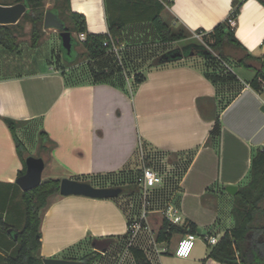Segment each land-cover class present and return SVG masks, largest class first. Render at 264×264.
<instances>
[{
  "label": "crops",
  "instance_id": "0c3cea01",
  "mask_svg": "<svg viewBox=\"0 0 264 264\" xmlns=\"http://www.w3.org/2000/svg\"><path fill=\"white\" fill-rule=\"evenodd\" d=\"M158 1L162 2L70 0L72 11L85 16L90 34L111 36V25L124 23L120 45L107 54L109 61L86 58L94 63L86 75H81L78 59L67 65L60 56L55 59V52L44 53L41 43L34 48L21 38L14 52L0 46V189L13 193L24 168L4 118L21 123L17 135L29 158L44 162L42 181L68 178L96 183L141 168L137 155L143 161L144 150L150 156L188 157L170 194L162 182L151 189L145 207L142 193L141 215L144 210L147 214L140 246L135 245L136 236L123 243L135 214L120 197L95 200L58 194L50 198L41 223L43 259L73 261L70 251L85 241L114 238L96 264H135L130 246L144 250L152 264H222L209 258L215 245H208L204 237L220 240L234 227L235 196L226 188L236 186L239 191L248 183L252 158L264 147V88L255 91L250 85L255 70L238 62L248 55L264 56V0H165L170 5L160 14L171 28L192 34L182 42L206 45L204 35L236 11L233 30L242 48L229 49L227 60L235 62L238 73L232 67L219 72L216 62L200 56L169 60L178 42L164 43L155 30L152 19ZM198 33L203 34L201 39L196 38ZM79 37L84 41L86 35ZM122 59L126 65L118 63ZM249 64L259 67L253 61ZM103 72L110 77L95 78ZM229 73L237 80L214 84L210 78ZM138 75L145 77L140 84ZM218 119L219 141L208 145ZM41 133L47 139L46 152L41 149ZM39 148L40 154L34 156ZM171 165L177 167L175 160ZM145 167L150 164L139 170ZM168 211L179 221H169ZM164 220L197 226L190 257L175 255L185 236L156 242ZM91 243L86 253L94 250Z\"/></svg>",
  "mask_w": 264,
  "mask_h": 264
},
{
  "label": "trees",
  "instance_id": "16d2710c",
  "mask_svg": "<svg viewBox=\"0 0 264 264\" xmlns=\"http://www.w3.org/2000/svg\"><path fill=\"white\" fill-rule=\"evenodd\" d=\"M47 0H17V3H25L27 12L16 25L0 26V46L9 51H17L21 38L29 37L32 47L40 45L45 36L43 28L44 17L46 13ZM159 10L153 17L152 23L157 34L164 43L182 42L192 37V34L184 28L174 29L161 17V12L165 10L170 2L162 0L157 2ZM58 14L64 22L66 30L72 34H85L84 41H79L84 48L80 55L72 51L65 60L67 65L74 63L78 58H88L94 61L108 62L106 59L108 52L114 47L120 45L121 31L124 23L111 25V36L94 35L88 33L86 18L82 14L72 11L70 0H54V6L51 9ZM31 25L30 31L25 32V26ZM206 45L192 44L191 51L194 56H203L208 60L215 57L220 61L228 59V50L242 48L234 35L233 28L229 25L228 20L220 23L210 34H205L203 38ZM76 39L74 38V44ZM181 54L180 57L174 58L173 55ZM190 55V56H191ZM216 55V56H215ZM184 57L182 52L177 51L168 56L169 60H176ZM108 60V61H107ZM256 62L259 67H252L249 62ZM215 62V61H214ZM240 65L254 69L256 76L250 83L251 87L259 92L264 88V56L252 57L248 55L238 60ZM115 64V62L113 61ZM111 74L105 72L95 74V78L102 80L110 77ZM212 82L230 83L236 81V77L229 73L225 76L213 75L210 77ZM136 83L143 82L145 77L142 75L135 76ZM3 121L9 128L16 145L17 153L24 165L19 177L26 173V161L29 158L28 151L23 142L18 138L17 129L20 122L4 118ZM45 134H40L41 149L46 152ZM221 135V126L219 119L208 140V145H214L219 141ZM88 182L85 180H77ZM61 180L48 179L28 192H23L17 184H14V192L10 193L0 189V264H44L41 251V223L43 212L49 205L50 198L58 195L60 191ZM130 189L134 194L139 191V185L131 182L123 185ZM232 215L235 225L220 238L219 242L211 250L209 258L222 264H264V147L256 152L251 161L249 172V181L246 185L239 188L234 198ZM132 225L131 221L128 222ZM197 226L188 222L186 225H172L169 221L164 220L156 236V242H169L174 235L196 234ZM130 233V232H129ZM128 233V234H129ZM126 235L123 239H127ZM109 238L103 248L108 247L114 241ZM103 242V240H99ZM94 240L93 242H99ZM92 242V243H93ZM100 246V244H98ZM135 264H152L144 250L136 246L128 248ZM103 254L99 250H92L79 258H74L80 264H96Z\"/></svg>",
  "mask_w": 264,
  "mask_h": 264
},
{
  "label": "rangeland",
  "instance_id": "374dc122",
  "mask_svg": "<svg viewBox=\"0 0 264 264\" xmlns=\"http://www.w3.org/2000/svg\"><path fill=\"white\" fill-rule=\"evenodd\" d=\"M17 0H0V5H15ZM54 6V0H47L46 1V11L51 10ZM31 28L30 24H27L25 26V32H29ZM73 37L76 39L75 44H74V48H73V53L75 55V53L78 54H82L84 52V48L81 46V44L79 45V41H81L80 37L77 34L73 33ZM22 43L25 41H29V37H23L22 38ZM199 44V41H195V42H178L177 44H175V46L173 47V51L170 53V55L174 54L177 51L182 52V54L184 55V58L186 59H190L192 58L190 55L192 54L191 51V45L192 44ZM44 53L47 52L49 54V56L51 55V53L55 52V59L57 60L58 57L60 56L61 59L63 61L67 60L68 58V54L66 52V50L63 48L62 46V42L59 36V32L56 30H45V36L41 41ZM43 53V52H42ZM200 57H203L201 55H199ZM216 56V55H215ZM119 64H121L122 62H124L123 65H126L125 60H117ZM214 61L217 63L214 64L217 66V69H219L218 71L221 72L220 70H227L230 71L228 67H232V69L238 73V68L234 65V61H229V60H224L225 63H223V61H220L219 58L215 57ZM77 63L81 66V75L87 73H90V69L92 68V65H94V63H90L88 60H86V58L80 57L77 60ZM114 64V63H112ZM96 66V65H95ZM125 67V66H124ZM212 73H214L213 70H210ZM33 150V149H32ZM33 152V151H32ZM154 153V152H153ZM34 156H38L40 154V148L34 150V152L32 153ZM144 160L141 161V154L137 155V161H139V166L142 168L143 165L147 166L148 164H150V168H152L153 170H155L156 172H158L160 178L162 179L163 182V186L166 189V191H168V193L170 194L171 190H173L174 188L172 186H176V184L178 183L181 175H182V170L181 167L183 164H186V162L188 161V157H183V158H170L167 155H162V154H155L150 156L149 152H147L146 150H144ZM175 160V163L177 164V167L174 168L173 165H171V161ZM181 165V166H180ZM139 168V169H141ZM128 170V171H124L121 172L120 174H115V175H109L106 177H102L100 180H98L95 183V179H82V180H89L88 182H90L93 185H127L130 184L131 182L136 183L138 177L141 174V170ZM161 188V189H162ZM163 188V189H164ZM57 196V195H55ZM54 197V196H53ZM51 197V199L53 198ZM122 197V198H121ZM121 199V203H123L124 201V205L130 207L133 211V213L135 214V218L132 217L133 219L131 220L132 225L139 222V218L140 215L142 213V193L139 189V191L137 193H134L133 195H131L130 193V189L125 187L124 188V192L123 194L120 196ZM122 207L124 208L125 206L122 205ZM163 208V207H161ZM130 209V210H131ZM142 229H143V225L140 229V231L136 234V242L135 245L140 246L142 244ZM134 237V233L131 232L130 230V235L127 238L126 242H123L124 244L128 243V239H133ZM99 241V240H98ZM106 240H104L103 242L99 241L98 243L100 244V247H104L106 244H108L107 242H105ZM90 243L91 241H85L84 243L80 244L79 246H77L76 248H74L72 251H70V256L72 258H78L81 257L82 255H84L88 250L91 249L90 247ZM92 245V243H91ZM68 254V255H69Z\"/></svg>",
  "mask_w": 264,
  "mask_h": 264
},
{
  "label": "water",
  "instance_id": "95a60500",
  "mask_svg": "<svg viewBox=\"0 0 264 264\" xmlns=\"http://www.w3.org/2000/svg\"><path fill=\"white\" fill-rule=\"evenodd\" d=\"M27 12L25 3H17L15 5H0V26L16 25ZM43 28L45 30H56L62 42L63 48L68 55H71L74 48L73 34L66 30L64 22L59 18L58 14L52 10L45 13ZM181 54L173 55L174 58L180 57ZM27 171L17 180L18 186L23 192L31 191L42 183V171L44 162L41 159L29 158L26 161ZM227 192L233 196L237 195L238 188L236 186H228ZM123 190L121 188H96L88 183L79 182L72 179H62L60 183V194L64 197L79 196L95 200L114 199L119 196ZM97 242H93L92 246L95 250L106 252L108 247H100ZM44 264H80L77 261L44 259Z\"/></svg>",
  "mask_w": 264,
  "mask_h": 264
},
{
  "label": "built area",
  "instance_id": "2783aa9c",
  "mask_svg": "<svg viewBox=\"0 0 264 264\" xmlns=\"http://www.w3.org/2000/svg\"><path fill=\"white\" fill-rule=\"evenodd\" d=\"M235 16H236V11H234L230 15V17L228 18V23L232 28H234L236 26ZM195 36H196V38L201 39L203 34L198 33ZM113 48L115 50H117L115 46ZM137 183L139 185L141 193H143L144 206L147 207L150 204L149 203V194H150L151 189L155 188L158 185H161L162 179L160 178L158 172H156L155 170H153L150 167H145L143 169V171L141 172L140 176L138 177ZM146 214H147V212H146V210H144L143 215H141L140 221L130 226V230H131V232L134 233V237L140 231V229L142 227V223H143L142 221H143V219H145ZM172 217H173L172 212L168 211L167 212V219L169 221H171V222H178L179 221V218L172 219ZM197 239H198V236L195 234L186 235L184 238H182L180 240V242L176 248L175 255L179 258H184V259L190 257ZM204 240L207 242L208 245H211V246L217 245V243L219 242V240L217 238L208 237V236L204 237Z\"/></svg>",
  "mask_w": 264,
  "mask_h": 264
},
{
  "label": "flooded vegetation",
  "instance_id": "af4514ba",
  "mask_svg": "<svg viewBox=\"0 0 264 264\" xmlns=\"http://www.w3.org/2000/svg\"><path fill=\"white\" fill-rule=\"evenodd\" d=\"M79 182H82V181H79ZM83 183L91 184L90 182H83ZM91 185L96 187V188H114V189L121 188L123 190V192H124V188H125L123 185H112V184L111 185H102V184H100V185H96V186L93 185V184H91ZM123 192L119 196L115 197L114 199L119 198L123 194ZM59 194H60V191H59Z\"/></svg>",
  "mask_w": 264,
  "mask_h": 264
}]
</instances>
